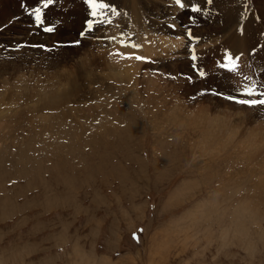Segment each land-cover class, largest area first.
<instances>
[{
    "label": "rangeland",
    "instance_id": "1",
    "mask_svg": "<svg viewBox=\"0 0 264 264\" xmlns=\"http://www.w3.org/2000/svg\"><path fill=\"white\" fill-rule=\"evenodd\" d=\"M19 1L0 0V264H264V110L211 95L251 75L264 0H198L194 21L170 0H103L118 41L79 36L76 0H25L67 20L23 28ZM227 46L236 74L215 64Z\"/></svg>",
    "mask_w": 264,
    "mask_h": 264
},
{
    "label": "snow or ice",
    "instance_id": "2",
    "mask_svg": "<svg viewBox=\"0 0 264 264\" xmlns=\"http://www.w3.org/2000/svg\"><path fill=\"white\" fill-rule=\"evenodd\" d=\"M83 2L85 4H87L88 6H90L91 8L95 9L96 7H103V8H109V4H101V5H97V0H83ZM175 5H177L179 7V9L181 10H185L190 8L191 13L194 14H200V15H207L208 13L202 9L201 5L199 3L197 4H192L189 5L188 3L185 2V0H174ZM55 0H43V8L47 9L49 8L50 5L54 4ZM206 4L207 5H212L213 4V0H206ZM113 12L118 11V9L113 8L112 9ZM30 16H34L35 20L38 24H43V20H42V15L43 13L41 12V9L39 7H36L34 9H32L29 12ZM91 15L93 17L96 16L95 11H93L91 13ZM174 20L176 19V17L173 18ZM196 18L195 17H190V21H194ZM170 27L173 29V31H175L176 29V25L175 23H173L172 25H170ZM87 28L89 30L90 34H93L96 29L93 28V20H89L87 22ZM43 31L45 33H53L54 29L52 27H45L43 29ZM241 32L243 33V29H241ZM85 35V33L83 31H81L80 36L83 37ZM104 39H107L109 41L112 40H116L115 36H111V37H103ZM179 38V37H177ZM187 38L189 39V41H193V40H198L199 38L193 35V30L192 29H188L187 30ZM130 41V42H128ZM128 41H125L124 39H121L119 42L121 44L122 47H130L135 51H139L142 48V45L135 42L131 37L128 38ZM76 44L79 45L80 44V40L76 41ZM33 47H38V48H44L43 44H36L33 45ZM258 47L264 49V45H258ZM46 51H51V48H46ZM193 53L195 52V49L193 48ZM255 49L252 50V55H255ZM118 55H125L124 53H118ZM243 54H239V55H233L230 51L226 50L224 53V59L223 62L218 61V67L221 70H225L227 73L229 74H236L238 71V63L241 60V56ZM126 58L127 59H135L137 61L140 62H144V63H152V61L148 60L147 57L141 56V55H134L132 53L126 54ZM191 59L192 61H196L197 60V56L195 54L191 55ZM195 67V65H194ZM199 76L203 77L204 76V72L201 71L199 72ZM243 79L245 81L251 80L252 78L244 75ZM189 80H191V77H189ZM243 87V91L240 93L241 96H244L246 98H238L237 96H233V95H225L223 92L217 90L214 92H211V95L217 98H222L228 102L231 103H235L238 104L240 106L243 107H247V108H251V109H260V110H264V90H258V89H264V74H262L261 76V83L257 84L255 88H253L251 85L248 84H244L242 85ZM139 239V238H137Z\"/></svg>",
    "mask_w": 264,
    "mask_h": 264
},
{
    "label": "bare ground",
    "instance_id": "3",
    "mask_svg": "<svg viewBox=\"0 0 264 264\" xmlns=\"http://www.w3.org/2000/svg\"><path fill=\"white\" fill-rule=\"evenodd\" d=\"M124 58H125V57H123V59H124ZM263 142H264V141H263ZM262 163H263V162H262ZM263 164H264V163H263ZM263 166H264V165H263ZM263 166H262V167H263ZM261 169H262V168H261ZM263 173H264V171H263Z\"/></svg>",
    "mask_w": 264,
    "mask_h": 264
}]
</instances>
